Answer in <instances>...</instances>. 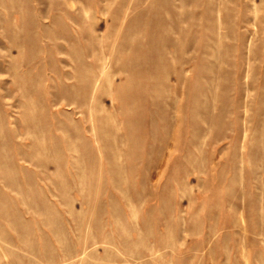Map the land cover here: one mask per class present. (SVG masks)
Returning <instances> with one entry per match:
<instances>
[{"label":"rangeland","instance_id":"1","mask_svg":"<svg viewBox=\"0 0 264 264\" xmlns=\"http://www.w3.org/2000/svg\"><path fill=\"white\" fill-rule=\"evenodd\" d=\"M0 264H264V0H0Z\"/></svg>","mask_w":264,"mask_h":264}]
</instances>
